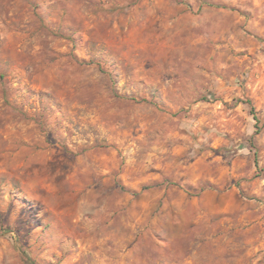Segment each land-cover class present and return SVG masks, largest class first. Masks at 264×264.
<instances>
[{
  "label": "clouds",
  "instance_id": "1",
  "mask_svg": "<svg viewBox=\"0 0 264 264\" xmlns=\"http://www.w3.org/2000/svg\"><path fill=\"white\" fill-rule=\"evenodd\" d=\"M0 264H264V0H0Z\"/></svg>",
  "mask_w": 264,
  "mask_h": 264
}]
</instances>
